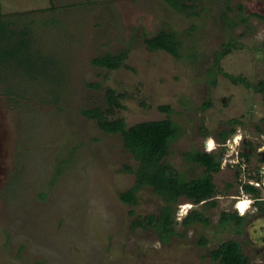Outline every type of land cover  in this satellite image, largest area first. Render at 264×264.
<instances>
[{
  "label": "rangeland",
  "instance_id": "obj_1",
  "mask_svg": "<svg viewBox=\"0 0 264 264\" xmlns=\"http://www.w3.org/2000/svg\"><path fill=\"white\" fill-rule=\"evenodd\" d=\"M186 2L191 6L179 10L166 0H0L3 14L24 12L39 41L35 47L60 60L65 85L58 102L31 106L0 93V264H217L210 250L226 239L239 242L250 264H264V248L249 238L255 213L240 190L264 171V88L254 86L264 79V0ZM223 13L236 23L228 25ZM161 28L176 32L180 56L146 46L144 38ZM229 38L240 45L222 55L219 66L249 86L215 65ZM125 47L124 63L115 69L92 63ZM92 81L98 85H88ZM107 86L123 94L124 104L108 117L127 125L163 118L158 105L169 104L178 133L164 159L185 178L204 171L185 151L223 147L213 173L216 204L181 197L175 232L165 241L132 224L159 212L163 201L151 186L136 191L135 204L119 197L134 182L123 165H136L121 134L103 131L80 112L103 105ZM230 127L221 143L219 132ZM258 190L264 193V185ZM238 196L244 197L237 202L244 210L241 227L222 224V211L236 210ZM194 207L208 223L182 226L181 217Z\"/></svg>",
  "mask_w": 264,
  "mask_h": 264
},
{
  "label": "trees",
  "instance_id": "obj_2",
  "mask_svg": "<svg viewBox=\"0 0 264 264\" xmlns=\"http://www.w3.org/2000/svg\"><path fill=\"white\" fill-rule=\"evenodd\" d=\"M175 9L183 10L191 6L186 0H166ZM51 2V0H50ZM51 8L53 4H50ZM223 19L228 25L236 23L223 13ZM240 20L247 19L241 15ZM42 21V20H41ZM45 24V22H44ZM146 46L153 49L164 50L174 57L180 56V40L174 30L159 29L155 34L144 38ZM39 41L33 37L32 24L26 20L24 12L4 13L0 11V93L8 102L30 105L33 101L58 102L64 91V83L61 82L62 69L58 65L59 59L55 55L45 54L35 47ZM240 45V44H239ZM231 38L224 43L223 51L217 52L215 65L219 72L227 76L231 81H241L246 86L250 82L244 80L242 75H233L224 71L219 66L218 60L231 48L239 47ZM264 45V42H263ZM128 53L127 47L117 53L105 52L96 55L92 63L98 67L115 69L124 63ZM215 79H211L213 84ZM88 85L97 86V82ZM260 89L264 88V79L257 82ZM123 94L114 87L107 86L104 93L103 105L95 104L87 108H81L80 112L88 118L95 119L97 125L105 132H119L123 139L124 148L129 151L135 166L124 164V170L134 173V182L128 188L119 193L123 202L135 204L137 202L136 191L144 185L152 187L163 203L157 214L148 213L133 220L134 226L153 229L165 241L175 232V204L181 197L192 203H206L215 205L214 195L217 193L216 184L213 181V173L220 169L221 151L192 149L184 152L186 159L203 166L204 171L197 177L185 178L179 170L164 159L168 153L170 142L177 136L178 126L169 116V104H160L158 108L166 112V116L160 119H147L127 125L122 117L110 118L108 114L114 108H124L121 101ZM31 106V105H30ZM237 119H231L230 122ZM233 127L219 132V140L224 143ZM241 156L247 154L240 152ZM238 175V172L235 173ZM260 179L259 173L255 174ZM242 192L256 197L255 203L260 205L264 201L258 199L260 192L258 187L247 181L240 184ZM44 194V193H43ZM264 206V205H263ZM261 207V205H260ZM245 217L243 214L233 211H222L220 222L230 221L241 227ZM193 222L208 223V217L197 208H191L180 219L182 226H188ZM203 243V241H201ZM210 256L217 264H250L249 257L243 252L239 242L235 239H226L210 250Z\"/></svg>",
  "mask_w": 264,
  "mask_h": 264
},
{
  "label": "flooded vegetation",
  "instance_id": "obj_3",
  "mask_svg": "<svg viewBox=\"0 0 264 264\" xmlns=\"http://www.w3.org/2000/svg\"><path fill=\"white\" fill-rule=\"evenodd\" d=\"M240 190L242 191V189ZM249 196L252 198L250 202V206L252 207L251 212L255 213L254 223H255V229H256V231L253 232V234L250 235L249 238L252 240V242H256L257 245H255V248L259 250L261 248H264V206H263L264 204L260 203L261 205L260 207V205L255 203L256 197H252L251 195ZM258 199L261 201H264V193L260 194ZM234 207L238 211V207L236 204H234Z\"/></svg>",
  "mask_w": 264,
  "mask_h": 264
},
{
  "label": "built area",
  "instance_id": "obj_4",
  "mask_svg": "<svg viewBox=\"0 0 264 264\" xmlns=\"http://www.w3.org/2000/svg\"><path fill=\"white\" fill-rule=\"evenodd\" d=\"M207 150V149H206ZM227 160L228 161H231L230 160V158H228L227 157ZM262 172H263V176H262ZM259 173V175H260V179H257L256 177H255V175H253V180L252 181H249V182H251V183H253L255 186H259V185H264V171H262V170H260V172H258ZM240 198H242V197H239L238 196V199H236V205H237V202L239 201V199ZM244 198V197H243ZM246 200H248V203H249V201H251L252 200V198H248L247 197V199ZM239 208V207H238ZM246 209V208H245ZM244 212V210H239V213H243Z\"/></svg>",
  "mask_w": 264,
  "mask_h": 264
},
{
  "label": "clouds",
  "instance_id": "obj_5",
  "mask_svg": "<svg viewBox=\"0 0 264 264\" xmlns=\"http://www.w3.org/2000/svg\"><path fill=\"white\" fill-rule=\"evenodd\" d=\"M246 194V196H248V198H251L247 193H245ZM243 198V197H242ZM250 202L251 201H249V203H248V206L247 207H249V205H250ZM247 209V208H246ZM238 211H239V209H238ZM241 214H243V213H241Z\"/></svg>",
  "mask_w": 264,
  "mask_h": 264
},
{
  "label": "bare ground",
  "instance_id": "obj_6",
  "mask_svg": "<svg viewBox=\"0 0 264 264\" xmlns=\"http://www.w3.org/2000/svg\"><path fill=\"white\" fill-rule=\"evenodd\" d=\"M206 141L208 142V140H206ZM230 141H231V140H230ZM210 146H211V145H210ZM210 146H209V147H210ZM237 207H238V206H237ZM238 209H240V208H238Z\"/></svg>",
  "mask_w": 264,
  "mask_h": 264
}]
</instances>
